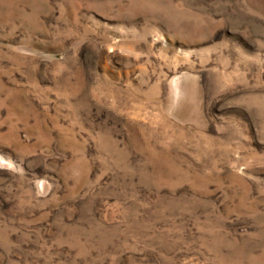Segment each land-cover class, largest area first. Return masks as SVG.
Returning a JSON list of instances; mask_svg holds the SVG:
<instances>
[{
	"label": "rangeland",
	"instance_id": "1",
	"mask_svg": "<svg viewBox=\"0 0 264 264\" xmlns=\"http://www.w3.org/2000/svg\"><path fill=\"white\" fill-rule=\"evenodd\" d=\"M0 264H264V0H0Z\"/></svg>",
	"mask_w": 264,
	"mask_h": 264
}]
</instances>
